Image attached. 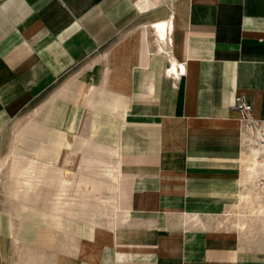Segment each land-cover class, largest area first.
Segmentation results:
<instances>
[{
  "label": "crops",
  "instance_id": "1",
  "mask_svg": "<svg viewBox=\"0 0 264 264\" xmlns=\"http://www.w3.org/2000/svg\"><path fill=\"white\" fill-rule=\"evenodd\" d=\"M238 96L264 0H0V264H264Z\"/></svg>",
  "mask_w": 264,
  "mask_h": 264
},
{
  "label": "rangeland",
  "instance_id": "2",
  "mask_svg": "<svg viewBox=\"0 0 264 264\" xmlns=\"http://www.w3.org/2000/svg\"><path fill=\"white\" fill-rule=\"evenodd\" d=\"M35 121L34 115L29 114L28 116H25L18 120L14 126L11 133V139L17 140L19 138L20 132H24L32 128V124ZM24 131H20L23 130ZM255 159V158H254ZM29 162L23 163L21 165L26 166ZM105 170L103 171V176L106 178V182H113L112 177L114 176V173L117 172V166L114 164H105ZM2 164H0V171H1ZM249 169V180L248 184L245 185V192L243 199L241 200V205L239 208L240 214L243 215V217L238 218V229L241 230L243 233L246 232L248 225L252 226L253 224L260 227L262 226V231H264V194L261 193L259 190L256 180L259 176L257 173H253L250 167V164L247 167ZM257 172V171H256ZM105 196H109L108 194ZM262 214V215H260ZM255 229V228H254ZM251 231H247V234L249 235ZM257 228L254 230V235L256 236ZM258 235L260 236V243L264 245V235L261 234V230L258 229ZM258 238V236H257Z\"/></svg>",
  "mask_w": 264,
  "mask_h": 264
},
{
  "label": "built area",
  "instance_id": "3",
  "mask_svg": "<svg viewBox=\"0 0 264 264\" xmlns=\"http://www.w3.org/2000/svg\"><path fill=\"white\" fill-rule=\"evenodd\" d=\"M233 109L241 114L240 121L251 139L253 147L258 151L259 163L264 167V120L253 115L252 105L242 96L235 99ZM256 184L264 194V173L259 175Z\"/></svg>",
  "mask_w": 264,
  "mask_h": 264
},
{
  "label": "bare ground",
  "instance_id": "4",
  "mask_svg": "<svg viewBox=\"0 0 264 264\" xmlns=\"http://www.w3.org/2000/svg\"><path fill=\"white\" fill-rule=\"evenodd\" d=\"M160 52H165V51H161L160 50ZM166 53V52H165ZM169 56V55H168ZM172 58V57H171ZM175 64H173V66H174ZM253 151H254V154H255V166H254V168H253V173H257V174H262V173H264V167L259 163V161H258V151L254 148L253 149ZM251 162H254V160H251ZM252 165V164H251ZM257 171V172H256ZM259 177V176H258Z\"/></svg>",
  "mask_w": 264,
  "mask_h": 264
}]
</instances>
